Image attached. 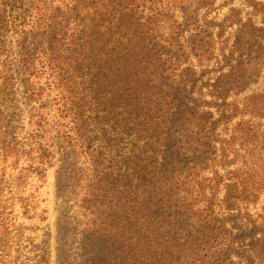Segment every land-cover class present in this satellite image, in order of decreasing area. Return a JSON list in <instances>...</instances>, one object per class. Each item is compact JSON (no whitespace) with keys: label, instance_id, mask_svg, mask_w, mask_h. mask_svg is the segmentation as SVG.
<instances>
[{"label":"trees","instance_id":"obj_1","mask_svg":"<svg viewBox=\"0 0 264 264\" xmlns=\"http://www.w3.org/2000/svg\"><path fill=\"white\" fill-rule=\"evenodd\" d=\"M159 3L0 0V36L19 38L0 53L30 104L27 153L50 161L49 103L71 155L82 231L68 264H264V216L248 211L264 194V90L241 96L262 76L264 33L231 10L232 47L219 41V76L203 82L179 66L209 64L214 42L184 40L170 11L150 12Z\"/></svg>","mask_w":264,"mask_h":264},{"label":"rangeland","instance_id":"obj_2","mask_svg":"<svg viewBox=\"0 0 264 264\" xmlns=\"http://www.w3.org/2000/svg\"><path fill=\"white\" fill-rule=\"evenodd\" d=\"M163 1L150 8V12L170 11L181 25L184 40L196 34L198 38L209 36L214 42L213 60L209 64L200 68L190 56L186 64L179 66V70L194 68L195 79L201 78L203 82L212 84L219 76V72H213L217 69V61H221L219 41L228 40L227 53L232 47L239 27L226 21L231 10L239 13L241 23L251 20L254 29L264 33L262 17H252L250 7L251 4L264 6V0H175L172 4ZM200 31L205 33H198ZM250 32L249 29L247 33ZM16 40L19 38L11 33L0 36L6 47L1 48L4 51L13 49ZM8 56L0 53V264H68L78 254L82 231L73 212L71 155L63 146L64 138L57 135L56 107L49 103L45 110L50 112L48 121L53 128L47 138L52 154L50 161L41 163L39 153H27L26 139L31 133L30 104L18 79L11 73H3L7 68L12 69L13 58ZM222 72L225 73L226 68ZM8 77L11 80L2 86ZM263 77L264 70L259 81L250 83L241 96H248L257 89L264 90ZM203 93L204 98L210 100L205 89ZM233 98L231 96L230 100ZM248 211L253 218L264 216V194Z\"/></svg>","mask_w":264,"mask_h":264}]
</instances>
